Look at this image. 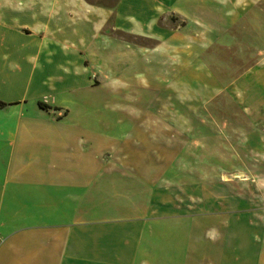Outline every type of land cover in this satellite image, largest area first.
Segmentation results:
<instances>
[{"label": "crops", "instance_id": "1", "mask_svg": "<svg viewBox=\"0 0 264 264\" xmlns=\"http://www.w3.org/2000/svg\"><path fill=\"white\" fill-rule=\"evenodd\" d=\"M263 28L264 0H0V264H264ZM110 82L144 92L123 139Z\"/></svg>", "mask_w": 264, "mask_h": 264}, {"label": "rangeland", "instance_id": "2", "mask_svg": "<svg viewBox=\"0 0 264 264\" xmlns=\"http://www.w3.org/2000/svg\"><path fill=\"white\" fill-rule=\"evenodd\" d=\"M109 27V26H108ZM264 31V28H263ZM141 64V63H139ZM94 75L95 74H99L100 76H104L105 74L109 77L114 75V70L113 69H109V70H92ZM121 75H118V79L120 78ZM114 82H110L107 83L105 85H102L101 87H99V89L97 90L101 97L106 96V106L103 105V99L101 101V106L100 109L101 112H105L106 114V124L108 125L106 127V136L112 139H123L125 136L129 135V133L125 132L126 130L131 129L130 125L131 123H128V121H126V119L124 120V124L123 127H114L115 125V121L119 118L118 114L120 113V111H129L131 109H135V108H139L142 109L144 106V100H143V94L144 92L142 90H140L139 87H137V85H130V86H121V85H117L118 87H120L122 94L119 95H115L113 93L114 91ZM126 89V90H125ZM97 102V101H96ZM98 103V102H97ZM91 110H94L93 107H91ZM117 125V124H116ZM115 129H118V131H116ZM220 167H226V166H220ZM263 168L264 170V166H255V168ZM222 169L220 168V171ZM256 184L257 182H252V186L254 188H256ZM258 192V191H256Z\"/></svg>", "mask_w": 264, "mask_h": 264}, {"label": "trees", "instance_id": "3", "mask_svg": "<svg viewBox=\"0 0 264 264\" xmlns=\"http://www.w3.org/2000/svg\"><path fill=\"white\" fill-rule=\"evenodd\" d=\"M0 105H2V103L0 102ZM38 105L42 108H50V106H48L47 104L43 103L42 101H38Z\"/></svg>", "mask_w": 264, "mask_h": 264}]
</instances>
